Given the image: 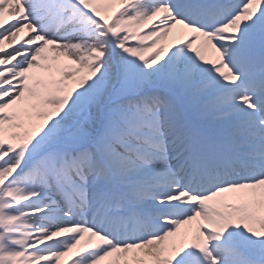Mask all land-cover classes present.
I'll list each match as a JSON object with an SVG mask.
<instances>
[{
  "label": "snow or ice",
  "instance_id": "obj_1",
  "mask_svg": "<svg viewBox=\"0 0 264 264\" xmlns=\"http://www.w3.org/2000/svg\"><path fill=\"white\" fill-rule=\"evenodd\" d=\"M0 264H264V0H0Z\"/></svg>",
  "mask_w": 264,
  "mask_h": 264
}]
</instances>
